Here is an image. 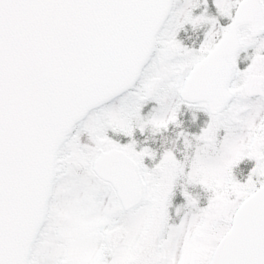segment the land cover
<instances>
[{"label": "snow or ice", "instance_id": "obj_1", "mask_svg": "<svg viewBox=\"0 0 264 264\" xmlns=\"http://www.w3.org/2000/svg\"><path fill=\"white\" fill-rule=\"evenodd\" d=\"M0 264H264V0H0Z\"/></svg>", "mask_w": 264, "mask_h": 264}]
</instances>
